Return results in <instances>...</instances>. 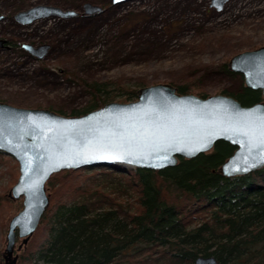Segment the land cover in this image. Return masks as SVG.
<instances>
[{
    "label": "trees",
    "instance_id": "16d2710c",
    "mask_svg": "<svg viewBox=\"0 0 264 264\" xmlns=\"http://www.w3.org/2000/svg\"><path fill=\"white\" fill-rule=\"evenodd\" d=\"M227 62L220 69L234 75ZM64 74L89 95L69 116L134 101L145 87L143 82L128 88L121 81L88 82ZM179 76L169 81L179 95L206 98L198 77ZM221 94L244 106L263 101L260 90L244 83L236 93ZM234 150L217 141L211 151L178 158L174 167L160 171L107 164L54 174L47 182L51 202L19 264H193L199 256H213L218 264H264V167L222 176L219 168ZM4 158L9 189L18 177L17 163ZM1 198L0 207L12 204Z\"/></svg>",
    "mask_w": 264,
    "mask_h": 264
},
{
    "label": "rangeland",
    "instance_id": "374dc122",
    "mask_svg": "<svg viewBox=\"0 0 264 264\" xmlns=\"http://www.w3.org/2000/svg\"><path fill=\"white\" fill-rule=\"evenodd\" d=\"M87 3L102 11L85 15ZM36 5L76 15L51 16L28 25L14 19L19 11ZM0 16V40L5 41L0 45V102L62 110L66 116L83 106L89 95L64 72L88 82L121 81L128 88L140 82L145 87L169 84L182 74L198 77V88L208 97L238 92L243 85L240 74L227 75L219 65L264 45V0H228L219 10L212 0H127L115 5L111 0H0ZM23 44H45L49 49L39 59ZM4 156L8 155L0 156V196L13 205L0 207V259L9 219L22 208L21 197H7L11 188L7 189ZM46 189L50 204L47 184ZM27 244L17 252L16 264Z\"/></svg>",
    "mask_w": 264,
    "mask_h": 264
},
{
    "label": "water",
    "instance_id": "95a60500",
    "mask_svg": "<svg viewBox=\"0 0 264 264\" xmlns=\"http://www.w3.org/2000/svg\"><path fill=\"white\" fill-rule=\"evenodd\" d=\"M124 1L127 0H111V4ZM227 1L212 0V5L219 10ZM83 10L85 15H93L101 12L102 8L87 3L83 5ZM75 15L73 11L36 5L19 11L14 19L22 25H28L51 16L68 18ZM4 43V40H0V45ZM22 48L42 59L49 46L23 44ZM227 66L231 72L242 76L245 87L260 90L263 101L244 106L235 98L222 94L206 98L192 94L179 95L175 87L164 83L138 89L137 97L132 102H110L80 116H64L49 109L17 107L0 102V128L3 129L0 133V152L16 161L19 173L7 197L11 200L22 198L21 210L9 219L1 256L3 262L0 264L17 263L18 254L15 251L19 252L28 243L49 206L46 184L60 171L107 164L160 171L174 167L178 158L193 159L211 151L217 141L227 142L235 148L219 168L222 176H242L264 167V159L259 158L257 151L253 150L249 154L246 145L240 142L243 137L227 130L225 126V122L242 115L258 119L264 113V46L233 55ZM153 109L161 117L162 123L186 129L188 134L166 143L153 142L142 150L143 154L136 153L130 157L125 151L111 149L71 157V153L84 146L85 140L92 139L91 136L81 137L78 130L88 127L93 131L104 130L120 120L130 127L136 126L140 123L141 113ZM205 139L207 144H204ZM25 152H28V156ZM29 156L34 163H29ZM120 156L126 158L121 159ZM165 156L167 160L162 159ZM235 163L240 165V170L233 169ZM26 166L32 170L26 173ZM37 179L38 191L29 187ZM17 239H20L19 245ZM193 264L218 262L213 256H199Z\"/></svg>",
    "mask_w": 264,
    "mask_h": 264
},
{
    "label": "snow or ice",
    "instance_id": "6c2138e0",
    "mask_svg": "<svg viewBox=\"0 0 264 264\" xmlns=\"http://www.w3.org/2000/svg\"><path fill=\"white\" fill-rule=\"evenodd\" d=\"M225 126L227 130L243 137L240 142L246 145V151L249 154L253 153V150H256L259 158L264 159V113L258 119L251 115H242L237 119L225 122ZM2 131L3 129L0 128V133ZM78 131L81 137L86 138L91 136L92 139L85 140L82 148L71 153L72 158L102 149L125 151L130 157L136 153L143 154L142 150L153 142L166 143L188 134L186 129L162 123L161 117L154 109L142 112L140 123L136 126L130 127L120 120L108 125L104 130L97 129L93 131L92 128L88 127ZM204 144H207L206 139L204 140ZM21 151L24 150L21 149ZM24 154L28 156V152ZM120 158L124 159L126 157L120 156ZM162 159L167 160L168 157L165 156ZM29 163H34L31 156H29ZM233 169L240 170V165L238 163L233 164ZM31 170V168L26 166V173ZM29 187L38 191L39 179L29 185Z\"/></svg>",
    "mask_w": 264,
    "mask_h": 264
},
{
    "label": "flooded vegetation",
    "instance_id": "af4514ba",
    "mask_svg": "<svg viewBox=\"0 0 264 264\" xmlns=\"http://www.w3.org/2000/svg\"><path fill=\"white\" fill-rule=\"evenodd\" d=\"M8 43H9V42H8ZM262 46H264V45H262ZM15 254H16V251H15ZM1 262H3L2 259H0V263H1Z\"/></svg>",
    "mask_w": 264,
    "mask_h": 264
},
{
    "label": "bare ground",
    "instance_id": "6f19581e",
    "mask_svg": "<svg viewBox=\"0 0 264 264\" xmlns=\"http://www.w3.org/2000/svg\"><path fill=\"white\" fill-rule=\"evenodd\" d=\"M34 263V262H33Z\"/></svg>",
    "mask_w": 264,
    "mask_h": 264
}]
</instances>
